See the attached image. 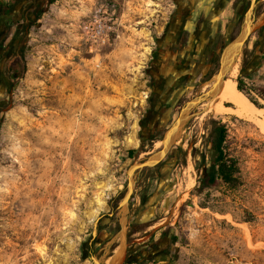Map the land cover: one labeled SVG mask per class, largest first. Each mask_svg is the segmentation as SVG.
Masks as SVG:
<instances>
[{
	"label": "rangeland",
	"instance_id": "1",
	"mask_svg": "<svg viewBox=\"0 0 264 264\" xmlns=\"http://www.w3.org/2000/svg\"><path fill=\"white\" fill-rule=\"evenodd\" d=\"M38 2L19 78L0 99V264H91V256L106 264L123 243L127 255L135 243L155 238L171 241L168 253L134 264H264V131L255 121L208 111L203 104L172 154L137 174L126 236H117L127 169L155 150L158 140L141 141L140 123L150 92V51L174 0ZM241 2L235 26L231 4L221 16L233 23L231 39L239 36L251 3ZM254 12L257 24L264 0L256 1ZM95 14L110 17L114 25L99 65L82 38L83 24ZM255 34L243 47L236 82ZM201 92L200 85L180 106ZM212 117L228 125L241 183L198 194L200 172L192 152L203 149ZM141 146L139 156L131 157L129 150ZM46 185V221L40 208L27 227L29 209Z\"/></svg>",
	"mask_w": 264,
	"mask_h": 264
},
{
	"label": "flooded vegetation",
	"instance_id": "2",
	"mask_svg": "<svg viewBox=\"0 0 264 264\" xmlns=\"http://www.w3.org/2000/svg\"><path fill=\"white\" fill-rule=\"evenodd\" d=\"M230 4L235 26L244 8L241 0H174L150 51V92L140 123L141 141L160 139L177 116L179 101L196 92L200 85L202 88L218 69L224 45L232 38L233 23L221 20ZM39 6L38 0H0V99L12 91L19 78L18 59L28 34L27 25L36 17ZM16 8H20L19 12ZM168 116L174 117L171 122ZM170 244L169 240L166 245L163 238L145 244L137 242L135 250H128L124 263L155 261L168 253Z\"/></svg>",
	"mask_w": 264,
	"mask_h": 264
},
{
	"label": "trees",
	"instance_id": "3",
	"mask_svg": "<svg viewBox=\"0 0 264 264\" xmlns=\"http://www.w3.org/2000/svg\"><path fill=\"white\" fill-rule=\"evenodd\" d=\"M30 25H27V32ZM255 35L256 40L253 48L245 50L243 54L237 77V87L256 106L261 108L264 107V103L260 101L264 100V25L258 28ZM22 56H24V46L20 51L18 68ZM207 127L208 132L204 136L203 149L195 147L192 152L195 168L200 172L199 183L195 189L198 194L220 184L235 188L241 183L238 159L230 152L228 125L221 119L212 117L207 121ZM176 147L172 148L168 156ZM142 151L143 146L138 149H130L129 154L131 157H137Z\"/></svg>",
	"mask_w": 264,
	"mask_h": 264
},
{
	"label": "water",
	"instance_id": "4",
	"mask_svg": "<svg viewBox=\"0 0 264 264\" xmlns=\"http://www.w3.org/2000/svg\"><path fill=\"white\" fill-rule=\"evenodd\" d=\"M257 0H255L256 3ZM254 3V6H255ZM254 6L252 7V0L249 8L244 13L243 25L239 36L236 39H230L229 43L224 45L219 58V67L214 75V80L205 90L199 95L192 98L181 106L177 116L170 123V125L164 131L162 137L158 140L162 141L161 146L152 150L146 156L136 162H133L127 169V183L125 194L119 204L120 215H119V231L117 236L124 238L126 236L127 219L129 214V200L133 194L136 185V176L144 168L154 167L161 163L180 140L181 133L186 123L194 113V107L197 104H203L209 98H211L214 91L219 87L221 80L225 79L227 73L240 59V55L243 51V47L250 37L258 30L263 24L264 17L256 24L255 23V12ZM107 249V248H106ZM125 243H123L117 252L114 254L110 262L106 264H123V257H125ZM103 259H99L95 256H91V264H103Z\"/></svg>",
	"mask_w": 264,
	"mask_h": 264
},
{
	"label": "bare ground",
	"instance_id": "5",
	"mask_svg": "<svg viewBox=\"0 0 264 264\" xmlns=\"http://www.w3.org/2000/svg\"><path fill=\"white\" fill-rule=\"evenodd\" d=\"M262 19V18H261ZM260 19V20H261ZM239 61V59H238ZM239 70V63L237 62L232 69L227 73L225 79L221 80L219 87L214 91L211 98H209L207 101L203 103V107H205V110L212 111L215 113H231L238 115L240 117H245L247 119H250L252 121H255L259 128L264 131V111L262 108L256 106L241 90L237 87V82L235 80V76L237 75ZM214 77V76H213ZM214 78L212 79V81ZM211 81V83H212ZM210 82H206L203 84L202 89L205 90L209 86ZM199 106L197 104L194 107L195 108ZM162 141L157 140L155 142V149L161 146ZM151 152V151H149ZM149 152H145L144 156L148 154ZM44 174V173H43ZM62 176V174H61ZM60 176V177H61ZM44 179V178H43ZM191 179V178H190ZM43 192H39L37 196L40 194L43 196L42 198L38 199L36 203H34L30 209H29V216L27 217V221L24 222V225L29 227L31 226L30 218L33 216L34 213L38 209H43L42 213V220H44V223L47 218V206L44 202V198L47 196L49 192V187L46 185L42 188ZM63 191V187H61L60 192ZM34 224V223H33ZM36 225V224H35ZM21 229V234L26 230V227ZM48 227L42 229V232L44 233ZM94 233H96L94 231ZM113 257L107 259V262H110ZM105 261V260H104ZM106 262V261H105Z\"/></svg>",
	"mask_w": 264,
	"mask_h": 264
},
{
	"label": "built area",
	"instance_id": "6",
	"mask_svg": "<svg viewBox=\"0 0 264 264\" xmlns=\"http://www.w3.org/2000/svg\"><path fill=\"white\" fill-rule=\"evenodd\" d=\"M111 19L95 14L83 24L82 38L88 51L94 54L97 65L100 64V54L104 46L110 43L114 25Z\"/></svg>",
	"mask_w": 264,
	"mask_h": 264
},
{
	"label": "crops",
	"instance_id": "7",
	"mask_svg": "<svg viewBox=\"0 0 264 264\" xmlns=\"http://www.w3.org/2000/svg\"><path fill=\"white\" fill-rule=\"evenodd\" d=\"M125 262V261H124ZM124 264V263H123Z\"/></svg>",
	"mask_w": 264,
	"mask_h": 264
}]
</instances>
